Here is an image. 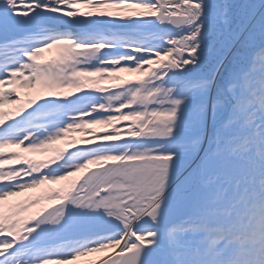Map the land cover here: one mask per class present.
<instances>
[{"label":"snow or ice","instance_id":"snow-or-ice-1","mask_svg":"<svg viewBox=\"0 0 264 264\" xmlns=\"http://www.w3.org/2000/svg\"><path fill=\"white\" fill-rule=\"evenodd\" d=\"M0 264H264V0H0Z\"/></svg>","mask_w":264,"mask_h":264},{"label":"trees","instance_id":"trees-1","mask_svg":"<svg viewBox=\"0 0 264 264\" xmlns=\"http://www.w3.org/2000/svg\"><path fill=\"white\" fill-rule=\"evenodd\" d=\"M49 56H51L49 53H45V58H48ZM119 75H121L124 79H135L139 74L138 73H120ZM100 83L103 84V85H110L112 83H117V81H114V80H101ZM88 127H95L98 130L100 129V126H88ZM83 134H86V133H80V132L77 133V132H75V133H72L71 135L73 137H75L77 140H79L81 135H83ZM65 184H66V182H61L60 184H58V187L65 186ZM54 203H55V201H47L46 200L45 202H41V205L42 206H47L49 204H54ZM97 255H103V253L97 254Z\"/></svg>","mask_w":264,"mask_h":264},{"label":"rangeland","instance_id":"rangeland-1","mask_svg":"<svg viewBox=\"0 0 264 264\" xmlns=\"http://www.w3.org/2000/svg\"><path fill=\"white\" fill-rule=\"evenodd\" d=\"M55 52V51H54ZM39 191H42V190H33V193H35V192H39ZM33 193H29L28 195H31V194H33ZM12 200H14V199H16L15 197H13V198H11Z\"/></svg>","mask_w":264,"mask_h":264}]
</instances>
